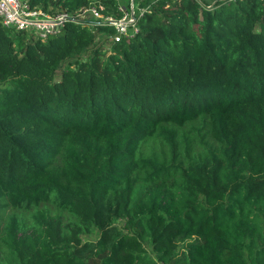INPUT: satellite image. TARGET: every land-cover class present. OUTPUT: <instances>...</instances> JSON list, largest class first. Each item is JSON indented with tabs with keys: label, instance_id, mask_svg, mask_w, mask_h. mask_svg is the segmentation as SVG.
<instances>
[{
	"label": "trees",
	"instance_id": "1",
	"mask_svg": "<svg viewBox=\"0 0 264 264\" xmlns=\"http://www.w3.org/2000/svg\"><path fill=\"white\" fill-rule=\"evenodd\" d=\"M135 1L0 27V264H264V0Z\"/></svg>",
	"mask_w": 264,
	"mask_h": 264
},
{
	"label": "built area",
	"instance_id": "2",
	"mask_svg": "<svg viewBox=\"0 0 264 264\" xmlns=\"http://www.w3.org/2000/svg\"><path fill=\"white\" fill-rule=\"evenodd\" d=\"M116 6L121 13L119 18L107 14L104 4L99 0H88L74 13L62 10L55 14L45 12L40 7H32L28 0H0V27L24 33L33 39L45 40L59 33L66 22L86 27L92 32L98 26H109L114 29L110 38L117 43L137 32V17L132 2L128 8L117 1ZM144 11L139 10L138 16Z\"/></svg>",
	"mask_w": 264,
	"mask_h": 264
},
{
	"label": "rangeland",
	"instance_id": "3",
	"mask_svg": "<svg viewBox=\"0 0 264 264\" xmlns=\"http://www.w3.org/2000/svg\"><path fill=\"white\" fill-rule=\"evenodd\" d=\"M117 2H118L119 4H121V5H123V6L126 7V8H128L129 5H130V3L132 2L133 5H134V10H135V11L138 12L139 10H143V9L139 8V6L137 5V2H136L135 0H117ZM59 11H60L59 8L50 5V12H49L50 14H55V13H58ZM7 31H8L10 34L14 35V31H12V30H7ZM27 39H28V37H27ZM104 39H105V37L102 36V37H99V39H97V41L99 42V44H102V45L104 44V45H106ZM16 40H18V39H16ZM22 40H23V39H22ZM25 40H26V39H25ZM25 40H23V41H25ZM109 41H110V40H108L107 43H108ZM25 42H27V41H25ZM116 225H117L118 227H120V226H122V222H117ZM97 237H98V233H97V232H94V233L88 235L87 237L84 236L83 239H84L85 241H92V242H94V241L97 239ZM144 249H145V253H147V254L149 255V258H151V259H153L154 261H156L155 258H154V254H153V252H152V248H151L150 244L145 243V245H144ZM155 264H161V263H157V262H155Z\"/></svg>",
	"mask_w": 264,
	"mask_h": 264
}]
</instances>
